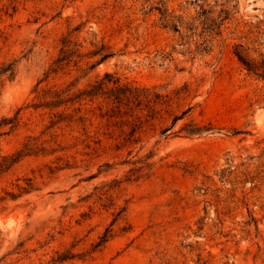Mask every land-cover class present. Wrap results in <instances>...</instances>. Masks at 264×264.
<instances>
[{
    "label": "rangeland",
    "instance_id": "1",
    "mask_svg": "<svg viewBox=\"0 0 264 264\" xmlns=\"http://www.w3.org/2000/svg\"><path fill=\"white\" fill-rule=\"evenodd\" d=\"M159 1L0 0V67H18L0 95V118L18 116L0 153L38 151L0 178V197L27 178L38 187L0 203V264L69 249L86 256L64 264H264V77L237 55L264 73V0H162L179 31L162 24ZM68 36L77 54L50 73ZM103 45L115 55L91 70ZM107 73L169 96L156 119L137 110L136 141L134 117L105 96L35 108ZM79 107L85 124L53 123ZM191 122L207 130L189 136Z\"/></svg>",
    "mask_w": 264,
    "mask_h": 264
},
{
    "label": "trees",
    "instance_id": "2",
    "mask_svg": "<svg viewBox=\"0 0 264 264\" xmlns=\"http://www.w3.org/2000/svg\"><path fill=\"white\" fill-rule=\"evenodd\" d=\"M156 9L161 14L162 24L166 28H171L174 31H179L178 22L173 23V20L169 18L167 11L164 8L163 1L160 0L157 3ZM206 12L202 15L205 16ZM228 18V17H227ZM225 18V19H227ZM222 25L217 24L212 21V24L209 25V29L213 30L214 28H220ZM80 27L75 30H79ZM78 45L74 43V41L70 38V36L65 37L63 39V46L61 49V53L57 60L54 62L51 72H58L60 69L64 68L66 65H69L77 54L76 47ZM107 47L103 45L100 49L93 52L94 55H99L100 60L96 63H93L90 66V69H94L99 63L106 61L107 59L113 57L115 53L105 51ZM204 50H208V47L204 48ZM240 60L246 65L247 69L255 73L260 77H264V73H262L257 65L247 61V59L240 53L237 52ZM81 57V55H78ZM49 73V74H50ZM18 74L17 61L5 62L0 67V95L2 93V89L6 85L7 81H14ZM114 83L115 86L111 89L108 88L109 84ZM187 89V88H186ZM105 96L108 100L113 101V103L117 104L115 108L119 109L120 113H122V109L126 108V115L134 117L132 122L128 121V125L130 123L131 131L129 132V140L131 138H135L138 131L143 127V123L145 120L141 116H136V112L142 106L144 109H147L149 114L147 115V122L150 119H156L158 114L160 113L159 106L168 104L170 102L169 96L163 94L158 91L157 87L153 88H140L134 87L130 85H121L120 80L114 79L112 75L109 73L99 82L94 85H91L86 90H82L79 92H70L66 94L64 92H56L51 97L50 101H47L45 104L35 105V108H40L41 106H45L46 108H50L52 110L65 107L66 109H70L72 106L76 104H81L82 101L91 99L94 100L99 96ZM82 107L74 109L73 113L61 112L56 114V117L59 119L54 124L61 121H72V122H80L85 124L87 120L82 114ZM188 113V110L183 112L182 115L175 116L174 122H178L180 119H183L185 115ZM18 124V116L15 118L12 117H2L0 118V139L7 135L11 130L14 129ZM9 127V129H8ZM11 127V128H10ZM171 127L165 128L162 132L163 135H167ZM206 127H200L197 124L191 122L188 123L182 131H184L187 135H201L205 132ZM133 140H137L136 138ZM38 153L37 150L34 149L30 145V143L25 144L23 148L12 153V154H1L0 153V178H2L5 174L9 173L16 165H18L26 156ZM26 185H17L19 187V192L7 191L5 196L0 197V203H8L9 200H18L22 198L25 194L32 193L38 190L37 184L33 179L27 178L25 179ZM113 230L108 228L106 232L100 237L99 241L94 245L93 251L103 247L111 238H112ZM3 231H0V242L3 240ZM24 246V242L20 245ZM13 254V252L8 255ZM86 254H79L73 251V249L66 250L64 252H57L56 256L52 258L47 264H64L70 261H73L77 258H84Z\"/></svg>",
    "mask_w": 264,
    "mask_h": 264
}]
</instances>
